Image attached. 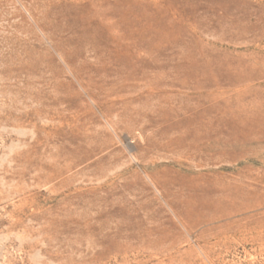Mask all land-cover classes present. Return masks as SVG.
Listing matches in <instances>:
<instances>
[{"label":"rangeland","instance_id":"rangeland-1","mask_svg":"<svg viewBox=\"0 0 264 264\" xmlns=\"http://www.w3.org/2000/svg\"><path fill=\"white\" fill-rule=\"evenodd\" d=\"M0 264H264V0H0Z\"/></svg>","mask_w":264,"mask_h":264}]
</instances>
